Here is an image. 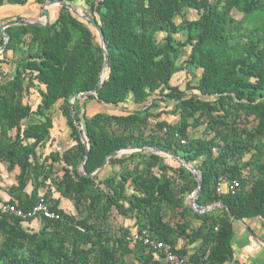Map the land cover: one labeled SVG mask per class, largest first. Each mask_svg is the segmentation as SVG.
I'll list each match as a JSON object with an SVG mask.
<instances>
[{"label": "trees", "instance_id": "1", "mask_svg": "<svg viewBox=\"0 0 264 264\" xmlns=\"http://www.w3.org/2000/svg\"><path fill=\"white\" fill-rule=\"evenodd\" d=\"M82 1L102 27L109 55V76L98 97H78L73 104L90 141L83 169L92 174L106 162L112 171L103 179L100 172L80 174L86 146L69 103L73 94L99 83L105 55L96 30L60 5L47 26L7 27L9 42L0 62L12 52L17 70L4 80L0 63V162L20 172L18 194L0 202V264H127L131 255L133 264H163L157 251L129 237L135 229H147L175 250L189 225L171 224L165 212L185 218L183 212L193 211L187 200L198 181L176 160L174 165L149 151L126 152L129 147H156L191 163L204 176L199 207L229 205L232 217L226 207L217 215L216 210L195 213L201 226L188 235L190 241L203 239L192 261L207 255L205 264H224L233 258L234 222L264 219V0ZM187 10L198 17L185 18ZM185 48L189 56L179 63ZM182 71L188 72L185 88L172 84ZM32 88L40 95L36 107L25 102ZM157 96L174 102L175 123L150 111ZM81 98L115 107L132 99L138 107L89 116L79 106ZM58 102L72 143L41 159ZM31 118L37 121L23 126ZM55 165L61 167L59 176L52 172ZM222 177L239 181L235 195L216 193ZM29 183L34 189L28 196ZM41 188L45 192L39 194ZM40 196L53 204L59 220L44 218L35 228L1 210L7 203L29 209ZM62 199L75 210L63 207ZM115 214L131 219L135 228L114 229Z\"/></svg>", "mask_w": 264, "mask_h": 264}, {"label": "rangeland", "instance_id": "2", "mask_svg": "<svg viewBox=\"0 0 264 264\" xmlns=\"http://www.w3.org/2000/svg\"><path fill=\"white\" fill-rule=\"evenodd\" d=\"M45 3V2H44ZM74 5H77L80 8H84V2L82 0H78L77 2L73 3ZM41 4L37 0H25V2H13L5 0L3 1L2 5H0V27L8 22V21H15V20H22V21H31L35 17H39L40 14L43 12V9L41 11ZM198 17V14L195 10H187L185 12V18L187 19H195ZM12 19V20H10ZM180 20V19H179ZM22 25V24H21ZM178 39H183L182 35H176ZM189 48H185L181 54V58L178 61L179 63L183 62L185 59L188 58L189 56ZM8 59L7 62L1 63V70L3 71L2 73H6V76L3 77L4 80H7L10 78L11 73H16V62H14V54L12 52H9L8 54ZM9 61H11L9 63ZM9 63V64H8ZM106 77L107 72L106 70L104 73ZM103 76V75H102ZM103 77V78H104ZM188 81V72L187 71H182L177 73L174 78L172 79V84L173 85H178L181 88H185L186 83ZM159 96H157L158 98ZM82 99V98H81ZM40 101V95L37 91V89L32 88V91L30 94H27L25 97V102L28 104H31L33 107H36L37 103ZM61 105V102H58L57 105L52 108L51 110V115L53 117L54 121V128L51 131V138L50 140L46 143L45 147L40 150L41 154V159L47 155L50 151V146L49 144L52 143L54 144L55 148L54 149H62L65 148L66 145L65 142L69 141V128L67 127L66 124V119L63 117L61 114V111L59 110V107ZM79 106L81 107L82 111L86 112L87 115L91 116L97 112H106L110 114H122L124 112L131 111L138 106L133 102L132 99H129L127 103L122 104L118 107H115L113 105L105 104V103H99L96 100H88L84 101L83 99L81 102H79ZM150 111L154 114L161 113L160 119H164L168 122L175 123L178 119L179 116L178 114H174L175 111V104L173 101L167 100L165 98H160L158 101H156V104L150 109ZM37 120L34 118L28 119L23 121V126H26L27 124L31 122H36ZM202 129V128H200ZM68 130V131H67ZM198 130L192 132L194 133L195 136H198ZM126 152H131L130 150H125ZM169 163H173L174 165L176 164L175 162H172L171 160H174L173 158L162 154ZM249 155L245 156L244 159H248ZM190 165H192L190 163ZM193 166V165H192ZM52 169V172L55 173L57 176L61 175V167L59 165H55ZM111 167L107 166L106 168L104 167L98 176H100V179H103L109 172H111ZM18 171H8L7 169V164L2 161L0 162V178H2V183L5 185L4 188H8L10 186V182H13V180H16ZM220 178V180H222ZM9 184V185H8ZM45 188L40 189V193H44ZM195 196L193 195L191 199L193 200ZM190 199V197L188 198ZM192 205V204H191ZM62 206L68 208L69 210L74 211L75 208L71 202H69L67 199H64L62 201ZM198 211V210H195ZM114 218L112 219L113 227L114 229L118 230L119 227H127L131 226L133 228V222L129 218H124L121 215L115 214ZM135 263V259L133 256H131L128 260L127 264H133Z\"/></svg>", "mask_w": 264, "mask_h": 264}, {"label": "crops", "instance_id": "3", "mask_svg": "<svg viewBox=\"0 0 264 264\" xmlns=\"http://www.w3.org/2000/svg\"><path fill=\"white\" fill-rule=\"evenodd\" d=\"M42 9H43V5L41 6V11ZM49 12H50L49 21H53L54 19H56V17L59 14V5H51L49 7ZM43 20H44V13L42 12L39 17H35L31 21H43ZM68 136H69V141H66L64 144L66 146H69L72 143L70 134H68ZM49 145H50V151L55 150L54 144L52 145V143H50ZM15 170L18 171L17 173L18 176L20 172L19 168H15L12 171ZM17 176H16V180H13V182L9 183L10 186L8 188H4L5 185L2 183V178H0V202L11 200L14 197H16V194H18V192L14 190L15 186H18ZM33 189H34V185L32 183H29L25 188V194H27L28 196L32 195ZM39 194L42 193L39 192ZM192 195H194V192L189 196L190 199L187 200V204L189 205L190 208H193L191 206ZM63 200L64 199H62V201ZM206 207H210V206H206ZM219 208L221 207H217L213 209L216 210L215 215L221 213V210H219ZM195 213L200 214L201 212L195 211V209L193 208V211H189L188 213L183 212V214H185L184 216H186L185 218L179 215L178 216L174 215L173 212L171 211L165 212V219L167 221H170L171 224L174 225V223L178 222L179 224L185 223V225H189L185 227L183 236L179 237L174 245L175 250H179L183 252V255L180 256L186 258L189 261H192V258H194L200 253L201 247L203 245L202 237L198 238L196 241H190L188 238V235L192 233V230L198 229L201 226V221L194 217ZM41 221H42L41 218L31 220L35 228L39 227ZM231 243L234 250L233 258H231L224 264H264V219L258 217L253 219L235 221L233 224V238ZM205 258H203L202 260H205Z\"/></svg>", "mask_w": 264, "mask_h": 264}, {"label": "water", "instance_id": "4", "mask_svg": "<svg viewBox=\"0 0 264 264\" xmlns=\"http://www.w3.org/2000/svg\"><path fill=\"white\" fill-rule=\"evenodd\" d=\"M51 5H60V6H65L67 7L68 9L71 10V12L76 15L77 17L79 18H82L86 21H88L90 23V25L96 30L97 32V35L99 37V40H100V43H101V46H102V51L105 55V61H104V64L102 66V70L99 74V83L98 85L92 89L91 91L89 92H84V93H75L73 94L71 97H70V100H69V103H70V107H71V111H72V114H73V118H74V122L79 130V133H80V136H81V139L83 141V143L85 144L86 146V153H85V158L83 160V162L81 163V169H80V174L85 176V177H94L95 175H97L105 166H106V162L103 163L95 172H93L92 174H87L84 169H83V166L86 162V160L88 159V156H89V151H90V141H89V138L88 136L86 135V133L84 132V129H83V126L81 125V123L78 121L77 119V116L75 114V111H74V107H73V104H74V101L76 98L78 97H87L89 95H95L96 97H98V91L100 90V88L104 85V83L106 82L108 76H109V72L107 74V77L103 78L102 75L104 73L105 70L109 71L108 70V65H109V55H108V52H107V43H106V39H105V35H104V32L102 30V27L100 26V24L97 22V20L93 17V15L87 10V9H84V8H80L78 7L77 5H74L72 3H69V2H66V1H63V0H48L46 1L44 4H43V13H44V20L43 21H22V20H15V21H8L6 23H4L1 27H0V35L2 36L3 38V44L0 46V54L5 50L8 42H9V35L6 33V28L11 26V25H15V24H22V25H35V26H47L49 24V20H50V12H49V7ZM128 150H130L131 152L133 151H138V150H145V151H149V152H152L154 154H165L171 158H173L174 160H176L178 163L184 165L185 167H187L197 178V181H198V186H197V189L195 190L194 192V196L195 198L192 200V207L195 209V210H198L200 211L201 213H204L206 211H211L217 207H226L230 213V216L232 217V214L230 212V207L228 204H226L225 202H219V203H216L210 207H204V208H200L198 203H197V197L199 196V191L203 185V181H204V176L202 174L201 171L197 170L194 166L190 165L189 163H187L186 161L178 158L176 155L170 153V152H167V151H164V150H161L159 148H156V147H152V148H149V147H129ZM116 153H118L117 151L111 153L110 155H108V158L115 155Z\"/></svg>", "mask_w": 264, "mask_h": 264}, {"label": "built area", "instance_id": "5", "mask_svg": "<svg viewBox=\"0 0 264 264\" xmlns=\"http://www.w3.org/2000/svg\"><path fill=\"white\" fill-rule=\"evenodd\" d=\"M181 142L185 143V140H181ZM239 187V181H230L229 179L223 178L216 185V193L219 196L225 194L235 195ZM1 210L11 213L23 221H31L39 218L59 220L61 218L60 213L53 209V205L44 196H40L38 201L29 209L21 208L17 204L7 203L2 206ZM129 239L133 242H141L149 249L157 251L163 264H204V260L194 262L181 257L169 243L153 238L147 229L133 230Z\"/></svg>", "mask_w": 264, "mask_h": 264}, {"label": "bare ground", "instance_id": "6", "mask_svg": "<svg viewBox=\"0 0 264 264\" xmlns=\"http://www.w3.org/2000/svg\"><path fill=\"white\" fill-rule=\"evenodd\" d=\"M103 77V76H102ZM106 77H107V75H106ZM105 78V77H104Z\"/></svg>", "mask_w": 264, "mask_h": 264}]
</instances>
